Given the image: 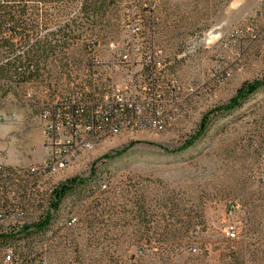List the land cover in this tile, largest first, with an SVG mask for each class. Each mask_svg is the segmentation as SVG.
Returning a JSON list of instances; mask_svg holds the SVG:
<instances>
[{"label": "rangeland", "instance_id": "rangeland-1", "mask_svg": "<svg viewBox=\"0 0 264 264\" xmlns=\"http://www.w3.org/2000/svg\"><path fill=\"white\" fill-rule=\"evenodd\" d=\"M83 1L26 3L20 21L32 42L62 30L57 38L66 35L68 46L34 78L1 82L0 116L8 117L0 120V161L44 158L39 114L51 86L64 89L77 78L93 47L104 61L119 53L126 26L139 20L153 27L164 78L189 95L185 111L163 127L134 122L48 172L42 191L71 179L78 184L50 230L0 238V260L21 241L57 235L75 212L79 222L61 254L66 264H264V85L232 104L246 83L264 79V0H89L82 11ZM106 199L109 209L98 213ZM36 210L21 224L39 223ZM230 225L237 238L226 236Z\"/></svg>", "mask_w": 264, "mask_h": 264}, {"label": "built area", "instance_id": "built-area-1", "mask_svg": "<svg viewBox=\"0 0 264 264\" xmlns=\"http://www.w3.org/2000/svg\"><path fill=\"white\" fill-rule=\"evenodd\" d=\"M126 29L128 33L119 45V53L114 51L104 61L93 47L90 59L82 63L77 78L64 89L51 86L47 99L40 104L43 161L19 165L0 163V212H32V207L42 198L50 166L73 160L74 153L83 152L85 146L107 136V130L130 128V122L163 127V121L171 123L185 111L189 95L176 80L164 78V65L152 48L153 27L149 31L144 21L139 20ZM7 117L3 114L0 120ZM107 187L108 182L102 183L100 189ZM57 191L42 218L55 205ZM78 222L79 215L71 212L66 223L59 224L57 235L42 241H21L20 250L6 248L0 264H66L61 254L71 246L67 233ZM34 227L11 225L0 234L18 236ZM226 236L237 238V226L227 227ZM190 251L197 249L191 247Z\"/></svg>", "mask_w": 264, "mask_h": 264}, {"label": "trees", "instance_id": "trees-1", "mask_svg": "<svg viewBox=\"0 0 264 264\" xmlns=\"http://www.w3.org/2000/svg\"><path fill=\"white\" fill-rule=\"evenodd\" d=\"M28 1L29 0H0V84L2 81L11 82V80H13L14 82H23L30 78H34L51 56H56L58 51L62 52V50L68 46L66 35L63 34L60 35L62 36L61 38H57V36L62 33V30L51 33L53 41L45 38L32 42L29 33L31 29L25 26L22 27L23 23L20 21L27 13L26 3ZM38 1L45 4L49 0ZM88 2L89 0L83 1L82 11L88 8L86 5ZM9 22L14 23L13 27L5 28L4 25ZM7 35H9V37H7ZM19 36L21 40L18 43L14 42V39ZM54 41L55 43H53ZM31 65L34 66L33 70L30 69ZM263 85L264 79L246 83L239 89L237 97L233 100L232 104L238 102L240 98L248 97ZM227 107H230V105ZM206 125L207 122L204 120L199 133L204 132ZM106 157L111 158L112 156L108 155ZM77 184V179H71L63 183L59 191H57L59 186L54 188L47 201V206L54 202L55 191H57V199H55L53 208L47 211V217L42 218V213H45L44 210L40 215L41 220L39 223L27 226H36L33 230L39 231V234H42L43 230H48V225L51 223L54 214L58 212V208L63 199ZM17 225L20 227H27L21 223ZM0 231H4V229H0ZM32 234L35 233L33 232ZM8 235L12 234H0V238L7 239Z\"/></svg>", "mask_w": 264, "mask_h": 264}, {"label": "bare ground", "instance_id": "bare-ground-1", "mask_svg": "<svg viewBox=\"0 0 264 264\" xmlns=\"http://www.w3.org/2000/svg\"><path fill=\"white\" fill-rule=\"evenodd\" d=\"M134 124V122H130V126ZM137 124L142 125L143 126V122H137ZM120 131V129H109L107 130V135L111 134L112 132L114 133H118ZM93 143V142H92ZM90 145V144H89ZM66 163V161H62L61 163H59V165H51L50 166V171H48L49 173H53L56 172L58 169L61 168V166H64V164ZM57 185L52 186L47 188L45 191H42V198H39V202L37 204H35V207L37 208V212L41 213L45 210L46 206H47V201L49 200L50 194L52 193V191L54 190V188H56ZM25 212H0V229H4L8 226L11 225H17L20 224L22 222V220H20V218L22 217V215ZM40 213V214H41ZM69 217L65 218L64 223H66V220H68Z\"/></svg>", "mask_w": 264, "mask_h": 264}, {"label": "crops", "instance_id": "crops-1", "mask_svg": "<svg viewBox=\"0 0 264 264\" xmlns=\"http://www.w3.org/2000/svg\"><path fill=\"white\" fill-rule=\"evenodd\" d=\"M39 144H41V143H38V145H39ZM34 159H37V161H38V162H35V163H41V162L43 161V156H42V157H38L37 155H34ZM34 159H33V160H34ZM0 163H3V162L0 161ZM12 165H14V164H12ZM110 203H111V200H109V199L107 200V199H106V200H105V203H104L103 205L101 204V205L98 206V213L102 211V208H105V207H106V208L109 209V207H110L109 204H110ZM126 206H127V205H125V208H126Z\"/></svg>", "mask_w": 264, "mask_h": 264}]
</instances>
